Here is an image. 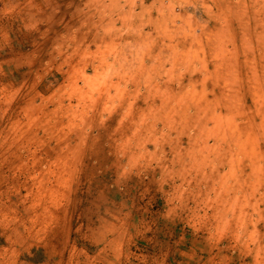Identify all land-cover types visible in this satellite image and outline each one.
<instances>
[{
  "label": "rangeland",
  "instance_id": "1",
  "mask_svg": "<svg viewBox=\"0 0 264 264\" xmlns=\"http://www.w3.org/2000/svg\"><path fill=\"white\" fill-rule=\"evenodd\" d=\"M0 264H264V0H0Z\"/></svg>",
  "mask_w": 264,
  "mask_h": 264
}]
</instances>
